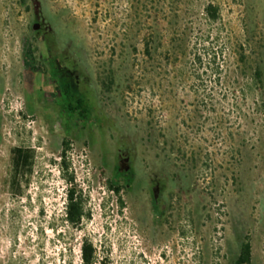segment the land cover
<instances>
[{"label":"rangeland","instance_id":"1","mask_svg":"<svg viewBox=\"0 0 264 264\" xmlns=\"http://www.w3.org/2000/svg\"><path fill=\"white\" fill-rule=\"evenodd\" d=\"M248 235L264 264V0H0V264H83L85 239L103 264H237Z\"/></svg>","mask_w":264,"mask_h":264},{"label":"trees","instance_id":"2","mask_svg":"<svg viewBox=\"0 0 264 264\" xmlns=\"http://www.w3.org/2000/svg\"><path fill=\"white\" fill-rule=\"evenodd\" d=\"M205 11L207 21L211 24V27H213V25H215V23H217L221 19L220 8L218 5H215V3H209L206 6ZM210 36H212L211 31L207 33L206 37L210 40ZM219 38L220 35H216V38L214 37L213 39L219 44ZM210 51L214 54V58H217L220 56V54H223L221 50L214 51L210 49ZM210 51L206 49L204 52L205 54H210ZM197 58L198 60H201L200 56H198ZM242 58L245 59L244 53H242ZM220 72L221 68L218 66L217 73L220 74ZM64 76L66 77V80L62 85L61 89H63L62 92H64V95L67 98L66 109L71 114L79 113V115L83 119H86L89 113V108L86 105L85 99L79 94L75 93L74 89L76 88L73 80L69 79V73L65 72ZM261 76V70L257 69L255 71L254 79L261 80ZM219 80L221 81V79ZM11 155L12 157L10 185L15 192L22 193L24 189L23 186H25V184H29L30 178L34 173L37 160V150L33 147L15 146L11 149ZM63 164H65L67 169L69 168L66 159L63 160ZM67 180L70 184H73L75 181L74 175H69L67 177ZM111 188H113V190L117 193L121 191V187L116 186L114 184L111 185ZM68 199L69 201L67 206V221L72 226L79 227L84 221V204L82 196L76 195L75 190L71 189L68 193ZM252 253L253 251L251 236L248 235L242 244L237 264H252ZM82 261L83 264H103V262L99 259L97 247L89 239H85L82 244Z\"/></svg>","mask_w":264,"mask_h":264}]
</instances>
